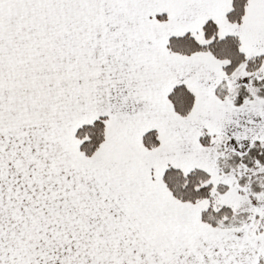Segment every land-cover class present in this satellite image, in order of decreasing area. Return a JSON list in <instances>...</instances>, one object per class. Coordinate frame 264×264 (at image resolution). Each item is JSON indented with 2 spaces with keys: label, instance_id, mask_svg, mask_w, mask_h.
Returning <instances> with one entry per match:
<instances>
[{
  "label": "snow or ice",
  "instance_id": "snow-or-ice-1",
  "mask_svg": "<svg viewBox=\"0 0 264 264\" xmlns=\"http://www.w3.org/2000/svg\"><path fill=\"white\" fill-rule=\"evenodd\" d=\"M0 264H264V0H0Z\"/></svg>",
  "mask_w": 264,
  "mask_h": 264
}]
</instances>
